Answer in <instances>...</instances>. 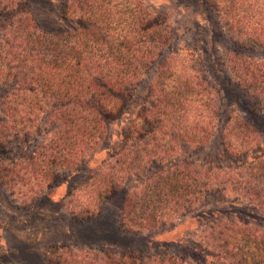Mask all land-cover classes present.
<instances>
[{
  "label": "trees",
  "instance_id": "trees-1",
  "mask_svg": "<svg viewBox=\"0 0 264 264\" xmlns=\"http://www.w3.org/2000/svg\"><path fill=\"white\" fill-rule=\"evenodd\" d=\"M216 3L240 48L225 54L222 91L195 56L168 50L144 0H0L2 184L48 199L94 165L63 197L78 196L70 213L94 246L50 264H264V5ZM112 230L133 244L128 232L153 234L133 248L101 237ZM163 232L186 234L185 248Z\"/></svg>",
  "mask_w": 264,
  "mask_h": 264
},
{
  "label": "rangeland",
  "instance_id": "rangeland-1",
  "mask_svg": "<svg viewBox=\"0 0 264 264\" xmlns=\"http://www.w3.org/2000/svg\"><path fill=\"white\" fill-rule=\"evenodd\" d=\"M246 1L264 5V0ZM144 2L151 10L156 12L160 19H164L168 24L172 37L168 50H179L181 55L187 54L189 59L195 56L198 59V67L210 74L212 78L211 85L222 91V82L225 81L224 78L227 76L226 72L222 74L225 54L240 48L232 43L229 35L225 33L223 22L219 17L217 0H144ZM55 8L58 9V6L55 5ZM244 53H251V49H245ZM255 55L264 58V51L257 49ZM145 89V84H140V93L143 94ZM235 113L241 119L242 116L239 110H236ZM203 148H199L195 152L192 151V156L206 159L213 155L210 150L214 147ZM103 156L104 153L99 154L95 161ZM221 158H224L223 162L226 163L237 161V157L231 158V160L228 159L230 158L228 154L227 156L223 154ZM92 166L94 165L80 167L62 184L52 189L49 192L48 199L40 197L32 201L18 198L17 194H14L7 185L2 184L3 180L0 176V264H50L48 259L51 261L59 259L61 261L60 251H63L62 255L66 257L65 251L87 250L94 246L96 240L93 239L95 238H89L86 232L80 233L78 230L80 222L75 221L76 217L70 213L72 211L71 207L78 205V196L71 195L63 199L74 184L84 183L83 177L90 172L89 168H92ZM44 193H48V191H44ZM211 199L215 203H220L222 200L221 197L217 196L211 197ZM243 206L239 205L236 210L238 212L243 211V208H245ZM114 207L115 209L112 210L115 212L117 206ZM250 212L256 215L262 214L255 208H250L248 211V214L252 216ZM114 218L116 219V216ZM186 221L181 226L180 232L189 228L190 237L196 220L187 219ZM165 230H168L167 226L159 229L158 233ZM113 231L101 237L108 240V242L117 244L121 242L133 244L129 239H124V234L120 235L118 233L117 235ZM133 234H137L135 237L143 240L136 239V243L130 245L135 248L137 246L144 247L142 245L148 240V236L153 233L139 230L135 233H127L129 237H133ZM185 235L163 232L155 238L179 241L177 250H181L185 248L186 240L189 238ZM156 241L153 240V242ZM58 246H62V248L55 252L56 249L53 248ZM113 249L122 251L116 247H113ZM152 250L156 251L153 248ZM48 251H51V253Z\"/></svg>",
  "mask_w": 264,
  "mask_h": 264
}]
</instances>
